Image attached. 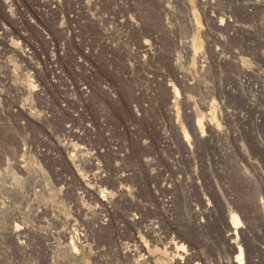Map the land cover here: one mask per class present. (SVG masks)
I'll return each instance as SVG.
<instances>
[{
  "label": "rangeland",
  "instance_id": "obj_1",
  "mask_svg": "<svg viewBox=\"0 0 264 264\" xmlns=\"http://www.w3.org/2000/svg\"><path fill=\"white\" fill-rule=\"evenodd\" d=\"M263 84L264 0H0V264L228 257L229 207L264 222Z\"/></svg>",
  "mask_w": 264,
  "mask_h": 264
},
{
  "label": "bare ground",
  "instance_id": "obj_2",
  "mask_svg": "<svg viewBox=\"0 0 264 264\" xmlns=\"http://www.w3.org/2000/svg\"><path fill=\"white\" fill-rule=\"evenodd\" d=\"M223 22L224 20H222L220 24H223ZM176 78L180 82L183 81L182 76L180 78V75L179 76L177 75ZM196 125L197 126L195 127V136H201V137L204 136L206 129L216 130L214 126H212V123L210 121L204 122V120H202L201 118H198ZM193 149H195L193 144L187 143V145L185 146V150H184L185 154L191 153V156L188 155L186 157L187 161H189V171L191 174L188 177L186 174H183L182 178H179V181L181 182L183 186V190L185 191L186 195H188L190 198L192 197V195L195 196V198L198 199V202H200L201 205H203L204 207L206 206L207 210L211 211L212 208H211V204L209 203L208 197L213 198V196H217L220 193V189L217 186V182H215L213 178L210 177L209 172H207L205 168H203L202 166L203 160L199 159L198 161L194 162V158L192 155L194 153ZM184 177L187 178L188 180L187 184L183 183L184 180H186V179L183 180ZM215 199L217 200L218 197H215ZM213 212L214 211L212 210V213ZM228 214L231 215V217L229 216L230 220L227 221L223 220L222 222L220 221V223H222L221 224L222 228L220 229L219 237L222 238L221 244H224L225 246L228 247L227 254L229 256L223 259L224 256L221 258V256H219V253L218 255L216 254L212 255L213 252L212 251L211 252L212 257L215 256L214 264H264V246L262 247V245L264 244V233L262 234V236L260 237L261 239L259 240L261 241V245L259 243H256L257 228L259 226L264 232V222L262 223L259 219L256 218L255 215L254 216L250 215L246 208L242 209L241 207L238 208L236 206L230 209L229 207ZM194 219H196V215ZM198 220L193 222L195 225L194 226L195 230H197V233H200L201 229L206 228V225L204 224L203 220L201 219L199 221ZM178 264H193V263L189 258V255L183 253L180 255V258L178 259ZM196 264H200V262ZM203 264H207V263H203Z\"/></svg>",
  "mask_w": 264,
  "mask_h": 264
}]
</instances>
